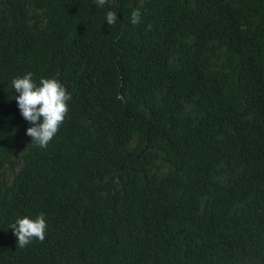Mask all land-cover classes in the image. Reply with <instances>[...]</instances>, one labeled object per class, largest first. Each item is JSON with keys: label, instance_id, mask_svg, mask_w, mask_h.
Wrapping results in <instances>:
<instances>
[{"label": "trees", "instance_id": "obj_1", "mask_svg": "<svg viewBox=\"0 0 264 264\" xmlns=\"http://www.w3.org/2000/svg\"><path fill=\"white\" fill-rule=\"evenodd\" d=\"M29 72L71 95L43 148ZM0 264H264V0H0Z\"/></svg>", "mask_w": 264, "mask_h": 264}, {"label": "clouds", "instance_id": "obj_2", "mask_svg": "<svg viewBox=\"0 0 264 264\" xmlns=\"http://www.w3.org/2000/svg\"><path fill=\"white\" fill-rule=\"evenodd\" d=\"M100 6L108 3V0H97ZM141 13L139 9L131 12L130 22L139 24ZM117 21V13L109 10L106 13L108 25H114ZM151 30V25L148 26ZM19 113L22 118L32 126L27 128L26 135L35 142L38 147H46L58 132L68 113V101L71 95L65 87L52 78H41L39 83L33 81L31 72L22 77L12 80ZM47 224L43 214L35 219L29 217L18 218L9 225L13 235L16 237L17 246L23 248L31 243L33 239L43 242Z\"/></svg>", "mask_w": 264, "mask_h": 264}]
</instances>
